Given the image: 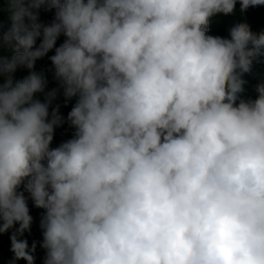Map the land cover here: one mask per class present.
<instances>
[{"label":"clouds","instance_id":"obj_1","mask_svg":"<svg viewBox=\"0 0 264 264\" xmlns=\"http://www.w3.org/2000/svg\"><path fill=\"white\" fill-rule=\"evenodd\" d=\"M0 46V233L14 260L34 264L20 237L41 219L44 264H264V82L243 99L264 58V31L212 17L238 0H5ZM240 11L264 0H239ZM41 8L55 9L43 25ZM49 57L75 136L50 148L57 110L34 99ZM41 38L38 47L37 39ZM50 97L54 93L49 94Z\"/></svg>","mask_w":264,"mask_h":264},{"label":"trees","instance_id":"obj_2","mask_svg":"<svg viewBox=\"0 0 264 264\" xmlns=\"http://www.w3.org/2000/svg\"><path fill=\"white\" fill-rule=\"evenodd\" d=\"M7 7L8 5L5 0H0V39H2L3 33L7 32L11 26ZM55 11V9L46 10L45 8H41L40 10H38V22L46 26L51 25L55 20ZM240 22H246L250 26L251 30L255 33H260L261 31H264V5L250 7L245 13H241L240 4L238 0L235 7V11L232 15L225 16L223 14H218L211 18L209 31L206 34L211 36H219L222 38H229L230 27L233 26L235 23ZM64 37L65 36L61 34L57 38L54 48L49 51L50 57L55 54V48L63 44ZM6 46L7 45L0 46V52H2V54H4L5 56H7ZM49 52L44 57L37 59L36 61L43 62L49 56ZM52 68L53 64L49 59L43 71V77L49 75ZM244 79L246 80V84L244 86L245 90L241 94V98L247 99L252 91V87L256 86L262 80H264V58H261L260 62H254L252 71L248 74H245ZM77 99L78 97L68 99V103L63 109H59L58 104L49 106V113H53L54 110H57L58 115L62 118V123L59 124L57 130L55 131L50 147L57 142L64 128L70 122L68 120V114L76 104ZM19 191L24 192L26 199L30 198L29 193L24 191L23 186H21ZM18 227L19 225L16 224L13 229H10L8 232L1 234L4 239L2 242H0V264H22V260H14V254L10 250V236L12 235V232L15 231V228ZM20 238L24 239V235Z\"/></svg>","mask_w":264,"mask_h":264},{"label":"rangeland","instance_id":"obj_3","mask_svg":"<svg viewBox=\"0 0 264 264\" xmlns=\"http://www.w3.org/2000/svg\"><path fill=\"white\" fill-rule=\"evenodd\" d=\"M66 39L67 38L64 37L63 43ZM40 42H41V38H38L35 46H39ZM6 52H7V56H5L4 54H2V52H0V57L10 58L13 55L12 50L8 46H6ZM49 57H50V52H49V56L43 62L36 61L34 68L31 70H29L28 68H26L24 66H18L16 71L14 73H12L13 81L15 82V81L22 80L23 78H25L26 76L29 75L30 71H35V72L43 75V71L46 67V63L48 62ZM44 79H45L44 90L42 92L35 93L34 99L39 100L41 102H48L50 100L49 106L54 105V104H58V108L63 109L67 105L68 99L65 100L64 89L61 86L60 81L58 80V78L55 75L54 66H53L51 72L49 73V75L44 76ZM0 82H2V80H0ZM261 82H264V80H262ZM50 93H54V96L50 97L49 96ZM257 96H258V93L256 92V86H253L252 91H251V93L247 99L254 100L257 98ZM70 126L72 129H75L71 125V122H70ZM61 135H62V138H69L70 139V134H69L68 129H66L65 133L61 134ZM1 234L2 233H0V242H2L4 239V237H2Z\"/></svg>","mask_w":264,"mask_h":264},{"label":"crops","instance_id":"obj_4","mask_svg":"<svg viewBox=\"0 0 264 264\" xmlns=\"http://www.w3.org/2000/svg\"><path fill=\"white\" fill-rule=\"evenodd\" d=\"M51 118H52V113H49V120ZM58 126H56L54 128V133L57 130ZM66 129L69 130L70 139L74 138L72 136V132H76V129L71 128L70 122L64 128L62 134L65 133ZM70 139L69 138H62V135H60L57 142L53 146H51L50 148H56V147L60 146L62 143L66 142ZM26 200H27V205L29 208V214L32 217V223H31L30 231H26L23 234L24 239H26L28 241L29 249H31L33 243H35V245H36L35 251L31 253L34 256V264H44V260H45V256H46V250L41 247V244L43 242V230L41 228V219L45 213V210L35 207L31 197L26 199ZM20 260H22V264H27V262L25 260H23V259H20Z\"/></svg>","mask_w":264,"mask_h":264},{"label":"built area","instance_id":"obj_5","mask_svg":"<svg viewBox=\"0 0 264 264\" xmlns=\"http://www.w3.org/2000/svg\"><path fill=\"white\" fill-rule=\"evenodd\" d=\"M72 136L74 137L75 136V132H72ZM28 199V198H27Z\"/></svg>","mask_w":264,"mask_h":264}]
</instances>
